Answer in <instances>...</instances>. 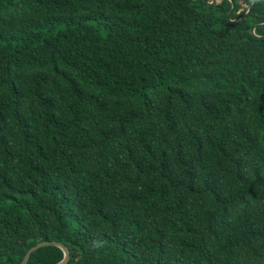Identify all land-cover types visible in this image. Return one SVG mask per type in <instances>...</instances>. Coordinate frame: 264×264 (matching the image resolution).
Instances as JSON below:
<instances>
[{
	"label": "trees",
	"instance_id": "16d2710c",
	"mask_svg": "<svg viewBox=\"0 0 264 264\" xmlns=\"http://www.w3.org/2000/svg\"><path fill=\"white\" fill-rule=\"evenodd\" d=\"M43 241L264 264V0H0V264Z\"/></svg>",
	"mask_w": 264,
	"mask_h": 264
},
{
	"label": "water",
	"instance_id": "95a60500",
	"mask_svg": "<svg viewBox=\"0 0 264 264\" xmlns=\"http://www.w3.org/2000/svg\"><path fill=\"white\" fill-rule=\"evenodd\" d=\"M45 246H55V247L60 248L63 252V259L60 262H58L57 264H67V262L69 261V252H68L67 248L58 242H48V241H43V242L37 243L35 246L31 247L26 252V254L24 255L21 264H26L31 253H33L35 250L42 248V247H45Z\"/></svg>",
	"mask_w": 264,
	"mask_h": 264
}]
</instances>
